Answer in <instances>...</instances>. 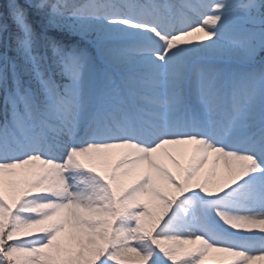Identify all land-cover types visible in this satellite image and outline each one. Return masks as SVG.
Instances as JSON below:
<instances>
[{
	"label": "snow or ice",
	"instance_id": "snow-or-ice-1",
	"mask_svg": "<svg viewBox=\"0 0 264 264\" xmlns=\"http://www.w3.org/2000/svg\"><path fill=\"white\" fill-rule=\"evenodd\" d=\"M0 264H264V0H3Z\"/></svg>",
	"mask_w": 264,
	"mask_h": 264
},
{
	"label": "rangeland",
	"instance_id": "rangeland-1",
	"mask_svg": "<svg viewBox=\"0 0 264 264\" xmlns=\"http://www.w3.org/2000/svg\"><path fill=\"white\" fill-rule=\"evenodd\" d=\"M210 178H212V179H218L219 177H210Z\"/></svg>",
	"mask_w": 264,
	"mask_h": 264
},
{
	"label": "trees",
	"instance_id": "trees-1",
	"mask_svg": "<svg viewBox=\"0 0 264 264\" xmlns=\"http://www.w3.org/2000/svg\"><path fill=\"white\" fill-rule=\"evenodd\" d=\"M3 2V0H0V3H2Z\"/></svg>",
	"mask_w": 264,
	"mask_h": 264
}]
</instances>
